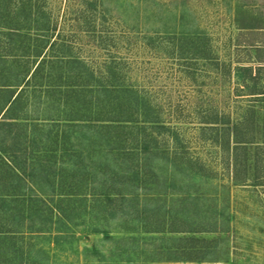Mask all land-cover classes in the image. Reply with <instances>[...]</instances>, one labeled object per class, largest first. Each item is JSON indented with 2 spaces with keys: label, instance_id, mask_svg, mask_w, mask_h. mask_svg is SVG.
<instances>
[{
  "label": "rangeland",
  "instance_id": "obj_1",
  "mask_svg": "<svg viewBox=\"0 0 264 264\" xmlns=\"http://www.w3.org/2000/svg\"><path fill=\"white\" fill-rule=\"evenodd\" d=\"M0 55V264H264V0H0Z\"/></svg>",
  "mask_w": 264,
  "mask_h": 264
},
{
  "label": "trees",
  "instance_id": "obj_2",
  "mask_svg": "<svg viewBox=\"0 0 264 264\" xmlns=\"http://www.w3.org/2000/svg\"><path fill=\"white\" fill-rule=\"evenodd\" d=\"M29 3H25V7H27ZM31 9V7L29 6ZM10 9V8H9ZM27 10L28 7H27ZM30 13V12H28ZM13 14L12 10H8L7 15L8 18L13 21V18H11ZM31 18V16H30ZM9 22L8 20H6ZM6 22V23H7ZM9 29L11 36L17 33L16 28H7ZM10 36V37H11ZM44 40V39H42ZM10 52L15 50L14 53H10L12 57H17L16 55V50L17 48L14 46L9 47ZM42 53L37 54V56L41 55ZM2 58V55H0ZM0 58V59H1ZM252 72V70H251ZM253 76V74H251ZM1 86V85H0ZM3 86V87H2ZM0 88H5L6 90H10V88L17 87L18 85H12V84H7V85H2ZM114 89H117V85H112ZM4 90V89H3ZM106 94V98L103 97L101 102V106L97 107L96 109L93 108H86L83 107L82 109L79 110V114H81V118L76 119L75 121L81 122L84 126V128L88 129H93L99 137H123V135L131 134L133 131L127 130L128 133H126L125 128L127 129H133V126H136L138 130V134L140 137H147L146 132L150 129L147 127H142V126H148V124L152 123L153 121H148L147 115V110H143L145 108L144 100L139 97L137 91H102ZM124 99V101H123ZM8 103V102H7ZM90 104V103H89ZM150 110V109H148ZM153 111H150L152 113ZM146 113V114H145ZM144 119V120H140ZM71 121V120H69ZM153 123H156L155 121ZM80 125V124H79ZM138 126V127H137ZM9 127H14L12 123L8 121H0V134L5 132V130ZM163 130H167L166 126H161ZM120 131V133H118ZM142 132V133H141ZM152 134H155L154 132L149 131ZM151 136H156L152 135ZM114 135V136H113ZM84 137H90L94 135H90L89 133L83 134ZM144 153H147V148L143 151ZM2 236V235H1ZM1 240V238H0Z\"/></svg>",
  "mask_w": 264,
  "mask_h": 264
}]
</instances>
